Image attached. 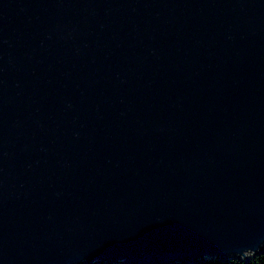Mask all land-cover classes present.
Listing matches in <instances>:
<instances>
[{
  "label": "water",
  "instance_id": "water-1",
  "mask_svg": "<svg viewBox=\"0 0 264 264\" xmlns=\"http://www.w3.org/2000/svg\"><path fill=\"white\" fill-rule=\"evenodd\" d=\"M264 252V0H0V264Z\"/></svg>",
  "mask_w": 264,
  "mask_h": 264
},
{
  "label": "trees",
  "instance_id": "trees-1",
  "mask_svg": "<svg viewBox=\"0 0 264 264\" xmlns=\"http://www.w3.org/2000/svg\"><path fill=\"white\" fill-rule=\"evenodd\" d=\"M91 264H110V263L96 260ZM117 264H122V263H117ZM202 264H264V252L257 254L253 257H250L247 261L239 260V259H228L221 262L217 260H208L203 262Z\"/></svg>",
  "mask_w": 264,
  "mask_h": 264
}]
</instances>
